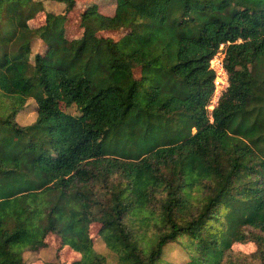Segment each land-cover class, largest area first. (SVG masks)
I'll return each mask as SVG.
<instances>
[{"label": "trees", "instance_id": "1", "mask_svg": "<svg viewBox=\"0 0 264 264\" xmlns=\"http://www.w3.org/2000/svg\"><path fill=\"white\" fill-rule=\"evenodd\" d=\"M48 1L32 26L42 0H0V264L52 237L68 264H264V0H123L71 39Z\"/></svg>", "mask_w": 264, "mask_h": 264}, {"label": "rangeland", "instance_id": "2", "mask_svg": "<svg viewBox=\"0 0 264 264\" xmlns=\"http://www.w3.org/2000/svg\"><path fill=\"white\" fill-rule=\"evenodd\" d=\"M45 11L41 13L37 18L29 21V24L32 26L41 25L45 21V14L49 12L53 13H61L65 9V3H58L55 1L42 0ZM123 5V0H76V5L74 12H72L71 17L66 22V37L71 39L73 37H79L80 35V27L79 23L82 16L89 12L92 9L98 10L104 14H112L116 7H120ZM105 36H110L113 38H118L123 34L120 31H105L103 32ZM37 48V44L34 49ZM223 48L224 45L221 44L219 46L218 51L209 61V67L215 69V77L214 83L222 82L223 75L221 69L219 68V64L223 59ZM37 49H40L41 52L44 51L45 46L41 45L40 48L38 46ZM214 96V93L211 95L210 100ZM213 108V107H212ZM208 107L209 110L212 109ZM71 112H75L74 108L69 109ZM35 118V106L34 101L32 99L28 100L26 105L20 110V112L16 115V120L21 124L31 123ZM96 228L93 227L90 231L91 236L94 240V248L97 252L106 254L107 249L105 248L104 242L102 239H98L96 236ZM53 241L50 240L53 244H50L46 248H42L38 251L34 252H25L24 260L28 264H35L36 262H40L39 264H68L71 260L78 257V254L71 250L68 246L61 247L60 239L52 237ZM234 248L237 250H242L244 252L253 251L254 245L252 243H236L234 244ZM165 257L166 259L183 263L186 260L185 251L181 245L177 242H172L167 245L165 248ZM43 262V263H42Z\"/></svg>", "mask_w": 264, "mask_h": 264}, {"label": "built area", "instance_id": "3", "mask_svg": "<svg viewBox=\"0 0 264 264\" xmlns=\"http://www.w3.org/2000/svg\"><path fill=\"white\" fill-rule=\"evenodd\" d=\"M219 68L221 69L222 75H223V81L222 82H215L214 83V96L212 97V99L210 100L208 107H214L218 101L219 96L221 95V93L225 90V88L228 86V79H227V73L223 67V61L221 60L220 64H219ZM213 69V68H212ZM215 72V69H213ZM212 93V94H213Z\"/></svg>", "mask_w": 264, "mask_h": 264}]
</instances>
